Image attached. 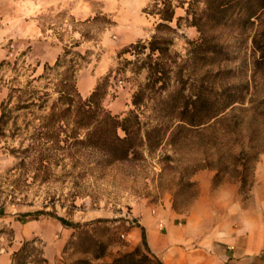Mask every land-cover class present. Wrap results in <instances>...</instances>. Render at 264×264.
I'll return each mask as SVG.
<instances>
[{
	"label": "rangeland",
	"instance_id": "rangeland-1",
	"mask_svg": "<svg viewBox=\"0 0 264 264\" xmlns=\"http://www.w3.org/2000/svg\"><path fill=\"white\" fill-rule=\"evenodd\" d=\"M154 1L0 0V63H11L0 67V103L8 88L42 74L46 63L53 65L63 47L75 42L80 44L76 50L87 56L78 89L89 97L120 61L135 60L131 54L119 58V53L151 39L159 22L148 14ZM172 1L177 19L186 16L194 0ZM195 1L194 11L201 14L204 0ZM212 34L222 54L199 71L200 83L212 96L246 93L244 101L200 126L154 117L151 125L167 132L127 161L92 169L76 167L75 159L62 154H23L19 151L32 142L42 123L19 118L6 127V137H0V254L9 247L19 249L25 241L14 238L20 223L60 217L82 226L67 228L71 235L66 245L48 264H109L136 250L149 254L151 262L146 264H164L163 256H154L130 235L144 212L169 210L191 219L194 228L207 225L210 233L217 221L253 209L262 194L256 180L264 174V13L252 22L233 15ZM198 37L197 29L183 20L173 50L184 56L186 39ZM15 60L18 72L13 70ZM115 76L105 104L123 115L134 109L133 94L146 74L134 77L127 71ZM150 109H144L145 123L150 122ZM82 231L107 245L104 257H94L100 249L80 239ZM34 239L43 252V242Z\"/></svg>",
	"mask_w": 264,
	"mask_h": 264
},
{
	"label": "trees",
	"instance_id": "trees-1",
	"mask_svg": "<svg viewBox=\"0 0 264 264\" xmlns=\"http://www.w3.org/2000/svg\"><path fill=\"white\" fill-rule=\"evenodd\" d=\"M195 2H189L185 17L176 19V6L172 0H155L148 14L158 18L159 22L151 39L131 44L119 53V58L131 54L135 60L120 61L118 68L110 70L89 97L84 98L78 89V74L87 62V56L76 50L80 46L78 42L64 46L53 65L46 63L43 66L42 74L32 75L23 85L8 88L0 103V137H6V127L10 123L15 124L19 118H31L28 122L39 121L41 128L31 136L32 142L19 152L41 156L62 154L75 159L76 167L105 168L138 156L143 147H151L153 140L162 139L167 131L151 125L154 117L158 120L179 119L184 124L200 126L242 103L246 93L238 96L226 92L212 96L206 92L200 83L199 71L222 54L212 33L236 14L245 22L257 19L264 13V0H204L205 8L201 14L194 11ZM183 20L199 33L195 40L186 39L184 56L173 50ZM174 22L175 27L172 26ZM3 65L10 66L11 63L3 60L0 67ZM12 66L18 72L20 67L16 60ZM127 71L134 77L145 73L146 78L133 94L134 109L117 115L106 107L105 100L112 74L116 73V78ZM148 105H151V116L148 117L150 122L145 123L142 117ZM68 126L72 128L68 130ZM54 218L67 228L77 230L82 226L64 218ZM79 237L100 249L94 255L96 259L104 257L106 244L97 241L89 231L80 232ZM143 243L147 247L145 237ZM35 244V239L23 241L12 254V264H48ZM30 259L32 262L28 261ZM149 262V254L136 250L109 264ZM72 264L92 263L78 260Z\"/></svg>",
	"mask_w": 264,
	"mask_h": 264
},
{
	"label": "crops",
	"instance_id": "crops-1",
	"mask_svg": "<svg viewBox=\"0 0 264 264\" xmlns=\"http://www.w3.org/2000/svg\"><path fill=\"white\" fill-rule=\"evenodd\" d=\"M262 194L253 209H242L224 222L217 221L212 232L207 225L194 228L191 219L172 211L155 208L144 212L132 229L136 241H143L164 264H264V174L256 180ZM14 231V238H39L44 244V257L55 260L70 237L67 227L58 220L31 219ZM226 228V230H223ZM11 248L0 254V264H10Z\"/></svg>",
	"mask_w": 264,
	"mask_h": 264
},
{
	"label": "built area",
	"instance_id": "built-area-1",
	"mask_svg": "<svg viewBox=\"0 0 264 264\" xmlns=\"http://www.w3.org/2000/svg\"><path fill=\"white\" fill-rule=\"evenodd\" d=\"M122 237L124 238L125 236H124V235H122Z\"/></svg>",
	"mask_w": 264,
	"mask_h": 264
}]
</instances>
